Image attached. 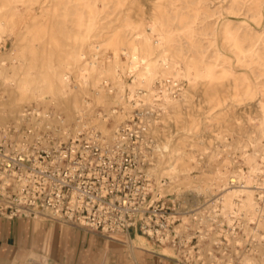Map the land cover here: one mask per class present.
<instances>
[{
	"label": "bare ground",
	"instance_id": "1",
	"mask_svg": "<svg viewBox=\"0 0 264 264\" xmlns=\"http://www.w3.org/2000/svg\"><path fill=\"white\" fill-rule=\"evenodd\" d=\"M37 1L40 0H0V45L7 40L6 36L14 35L15 44L28 42L32 45L36 40H39L44 46L43 64L36 77L32 78L30 73L26 72H19L20 74L17 72L18 77L11 76L8 69L0 63V82L9 95L8 99L0 100V104L10 106V110L0 111V124L3 122L6 124L4 118L10 117H13L18 123L29 121L38 124L42 120H46L51 125L45 126L63 138L82 129L97 128L103 133L107 142H112L119 125H114L113 128L105 125L106 119L103 115L97 119L98 125H85L86 123H81L82 118L79 115L85 114L91 109L85 105V102L90 104V101L83 98L86 84L92 82L94 86H97L101 77L106 73L111 74L114 78L120 77V72L116 69L120 66L121 54L127 57L122 66L134 76V82L129 84L131 98L141 96L146 101H152L156 91L154 84L157 80L173 81V87L175 88L177 85L182 90L179 96H171L168 92H164L160 106L163 110V117L166 118L174 115V109L179 103L187 101L191 96L190 87L195 85L201 76H207L208 82L212 84L218 78H236L237 76L238 71L234 67L233 57L221 49H217L215 37L217 28L213 27L211 32L206 33L204 29L197 26V21L201 19L200 11L197 12L194 19L190 20L179 12L180 7L176 5L173 7L175 15L172 18L167 6L161 4L160 9L150 17L146 24L143 22L133 23L127 19L124 25L114 29L113 33L105 39L106 44L113 48L111 56L113 67L105 69L97 60L98 45L91 40V31L104 26L99 17L100 13L109 6L108 1L110 0H47L38 17H23L30 6ZM227 1L230 3L225 9L229 14L245 15L261 26L257 30L247 19L236 21L229 17L223 22L220 29L223 43L235 54L237 66H247L253 71V63L264 65V0H222V2ZM117 3L116 5H119L123 1L118 0ZM207 10V16L220 13L219 10L214 12H211L210 8ZM75 29H79V32ZM124 29L131 31L129 37L123 34ZM205 34L210 36L208 40L216 49L215 60H210V56L206 52L199 50L202 37ZM86 43L90 46L89 52L84 50L83 46ZM71 44H77L78 47L74 51L64 50L60 62L56 63V55L60 53H57L56 48H59L60 45ZM30 51L31 57L36 58V52L31 49ZM20 53L16 56L18 59L19 56L23 57L26 52ZM85 55H88V58ZM72 71L75 72L77 78V83L73 86L71 85ZM32 72L34 73V71ZM243 77L245 82L242 88L236 87L237 91L240 90L239 96L251 95L252 97L258 92L261 94L259 107H261L263 117L258 128L259 131L252 143H255L257 147L260 139L264 136V79L252 82L247 71H243ZM119 84L122 92L120 94L121 103L125 104L124 92L127 84L122 82ZM111 89L112 87L109 88V91ZM91 90L94 93L95 101L104 100L102 88L97 86ZM48 93L50 99L47 100L57 102L65 113V116L60 120L65 123L74 117V113H77V125H60L61 127L53 125L56 119L49 117L46 110L48 104L44 109L38 107L32 111L22 109L21 104L24 100L32 98L38 100V98H44ZM0 98L2 99V97ZM109 114L117 122L124 117V114L118 113L116 110H110ZM42 126L44 125H30V128L33 129L34 134H38V128L40 129ZM16 127L19 129L21 125H16ZM5 128L3 132L0 131V140L5 138L4 136L14 135H10L8 126ZM159 131L160 127L157 126L154 134L158 140H161ZM169 145L170 138L168 136H165L162 142L156 145V159L150 168L153 175L160 160L165 157L167 152H172ZM257 151L258 149H255L254 155L256 156L259 154ZM178 155L179 153L176 156ZM262 158H264V152ZM185 167V162L179 160L165 167L166 176L171 179L170 184H174L178 188L183 183H187L190 184L192 190L204 189L203 185L193 184L189 176L184 175ZM260 169V166L254 165L252 172ZM261 171L264 172V170ZM252 172L249 176H245L247 180L243 183L238 182V176L225 181L224 188L217 200L222 203L223 211L244 214L249 220L247 230L263 241L264 234L259 232V227L264 226V206L260 205L256 199V189L264 190V185L255 186L251 183ZM202 176L210 177L212 175L203 173ZM261 197L264 200V192ZM252 222H255L256 226H252ZM128 238L131 245L134 246L131 237L128 236ZM256 248L263 251L258 264H264V243L257 244ZM247 261L251 264L257 263V260L253 258H247Z\"/></svg>",
	"mask_w": 264,
	"mask_h": 264
},
{
	"label": "rangeland",
	"instance_id": "2",
	"mask_svg": "<svg viewBox=\"0 0 264 264\" xmlns=\"http://www.w3.org/2000/svg\"><path fill=\"white\" fill-rule=\"evenodd\" d=\"M117 1H108L109 6L100 13L99 17L104 26L91 31V40L98 45L96 49L99 53L97 60L101 67L105 69L113 67L111 58L113 48L106 44L105 39L113 33L114 29L124 25L127 19L133 23L143 22L146 24L150 17L160 9V5L165 4L170 10L172 18L175 15L173 7L176 5L180 7L179 12L190 20L194 19L197 12L200 11L201 19L197 21V26L204 29L206 33L211 32L213 27L217 28L215 34L217 49L219 48L233 57V64L238 73L236 78H218L213 84L208 82L207 76H201L196 84L190 87L191 96L187 101L179 103L174 109V115L166 118L163 117V110L160 106L164 92H168L171 96H179L182 90L177 85L174 88L173 81L157 80L154 84L156 91L152 101H146L141 96L131 98L129 84L134 82V76L122 66L127 57L121 54L120 66L116 69L120 72V77L114 78L111 74L106 73L98 82L97 86L102 88L104 100L95 101L91 89H95L97 86H94L92 82L85 85L86 90L83 93V98L90 101V104L85 102V105L91 109L85 114L79 115L82 118L81 123L98 125L97 119L103 115L106 119L105 125L112 128L114 125H125L126 123L131 125H158L160 127L158 134L161 136V140L159 139V141L155 135L157 144L161 143L165 136L170 138L169 148L172 152H167L165 157L160 160L159 166L155 169L154 175H158L155 180L159 185L161 177H166L165 180L167 179L169 187L167 186L168 189L165 193L173 194L183 200L192 192L195 195L193 208L197 219L192 220L193 215H186L185 220L190 223L188 225L190 229H187L185 224L179 225L184 234L196 236L193 243L186 245L184 249L173 246L162 247L165 253L176 254L177 257L185 259L188 264H251L247 258L257 260L255 264H258L263 251L257 250L256 245L264 243V240L261 241L258 236L247 230L249 220L244 214L239 215L235 212L223 211L222 203L217 200L219 198L217 195L222 192L225 181L231 177L236 178L238 176V182H245L247 180L245 176L251 174L254 165L260 166L261 169L252 172L251 183L255 186L264 185V172L261 171L264 170V158H262L264 136L260 139L257 147L255 143L252 144L263 117L261 107H259L261 94L258 92L251 97V95L239 96L238 93L245 82L243 71L249 72L251 81L256 82L264 79V65L253 63V71L247 66H237L235 54L223 43L220 31L223 22L229 17L236 21L247 19L257 30L261 26L245 15L229 14L225 8L230 1L122 0L123 3L116 5L118 4ZM98 2L102 3L101 1ZM46 3L47 0L33 3L23 17H38L42 6ZM207 8H210L211 12L219 10L220 13L207 16ZM75 31L79 32V29H75ZM123 34L129 37L131 31L124 29ZM6 38L7 40L0 45V63L8 69L11 76L18 77L19 72H26L30 73L32 78L36 77L44 60L43 44L36 40L32 45L23 42L25 46H22V42L15 44L14 35H8ZM209 38V35H203L199 50L206 52L210 56V60H215L216 49L209 42ZM77 47V44L60 45L59 48H56L57 53H60L56 55L55 62H60L64 50L74 51ZM83 47L86 52L90 51L89 44L86 43ZM30 49L36 52V58L31 57ZM20 52H26V55L19 56L18 59L16 56L21 54ZM85 57L88 58V55ZM121 82L127 84L124 92L125 104L121 103L120 94L122 92L119 84ZM76 83V74L72 71L71 85ZM111 87L112 89L109 91ZM236 87H239L238 91ZM141 88L145 89L144 87ZM8 96L4 90V85L0 82V97H2L0 100H6ZM47 99H50L49 93L44 98H38V100L33 98L24 100L21 107L32 111L35 107L44 109L45 105L48 104L46 110L49 117L56 119L53 125H59V127H61L60 125H77V113H74L71 120L64 123L60 120L61 117L65 116L61 106L54 100L48 101ZM4 110H10V106L0 104V111ZM110 110H116V112L124 114V117L117 122L114 117L110 116ZM5 114L7 115L6 112ZM4 120L6 124H3L4 122L0 124V131L3 132L8 126L10 134L13 133L16 125H21L20 128L23 130L29 129L30 125H44L42 128H38V131L50 130L45 125H51L46 120H42L38 124L29 121L18 123L13 117L4 118ZM255 149H258L257 153L259 152L257 156L254 155ZM175 150L177 151L174 152ZM178 153L179 155L176 156ZM177 160L184 161L186 164L185 170H183L184 175L189 176L193 184L203 185L204 189L192 190L190 184L187 183H183L178 188L174 184H170L171 179L166 176L165 167L172 162H177ZM203 173L212 176L203 177ZM256 190V199L260 205L264 206V200L261 197L264 190L262 188ZM251 225L256 226V223L252 222ZM259 232L264 234V226L259 227Z\"/></svg>",
	"mask_w": 264,
	"mask_h": 264
},
{
	"label": "built area",
	"instance_id": "3",
	"mask_svg": "<svg viewBox=\"0 0 264 264\" xmlns=\"http://www.w3.org/2000/svg\"><path fill=\"white\" fill-rule=\"evenodd\" d=\"M157 126L119 125L112 142L97 128L63 138L14 127L0 140V217H41L112 238L138 231L184 249L196 236L179 225L197 219L195 195L166 194V177L157 185Z\"/></svg>",
	"mask_w": 264,
	"mask_h": 264
},
{
	"label": "crops",
	"instance_id": "4",
	"mask_svg": "<svg viewBox=\"0 0 264 264\" xmlns=\"http://www.w3.org/2000/svg\"><path fill=\"white\" fill-rule=\"evenodd\" d=\"M162 247L138 231L112 238L41 217H0V264H183Z\"/></svg>",
	"mask_w": 264,
	"mask_h": 264
}]
</instances>
